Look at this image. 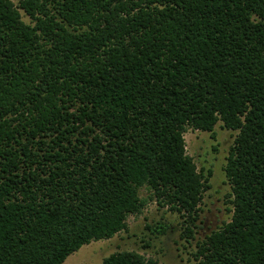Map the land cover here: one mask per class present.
<instances>
[{"label": "trees", "instance_id": "obj_1", "mask_svg": "<svg viewBox=\"0 0 264 264\" xmlns=\"http://www.w3.org/2000/svg\"><path fill=\"white\" fill-rule=\"evenodd\" d=\"M220 121L233 215L196 258L264 264V0H0V264L112 238L144 185L194 237L209 186L184 134Z\"/></svg>", "mask_w": 264, "mask_h": 264}, {"label": "rangeland", "instance_id": "obj_2", "mask_svg": "<svg viewBox=\"0 0 264 264\" xmlns=\"http://www.w3.org/2000/svg\"><path fill=\"white\" fill-rule=\"evenodd\" d=\"M19 5L21 0H12ZM23 20L34 24L20 8ZM238 131L223 127L220 121L213 132L195 130L185 132L187 153L199 170L208 177V188L199 204V219L194 237L185 229V218L169 205H160L152 190L144 185L139 194L146 201L142 212L131 214L127 229L110 239L92 241L71 254L63 264H101L112 253L136 251L158 264H199L198 245L207 235L231 221L233 215L232 189L225 172L227 158ZM211 171V174L208 172Z\"/></svg>", "mask_w": 264, "mask_h": 264}]
</instances>
